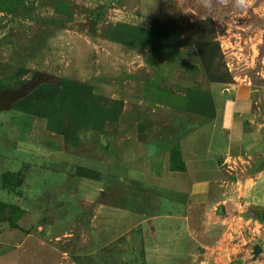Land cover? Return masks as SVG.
Segmentation results:
<instances>
[{
    "label": "rangeland",
    "instance_id": "1",
    "mask_svg": "<svg viewBox=\"0 0 264 264\" xmlns=\"http://www.w3.org/2000/svg\"><path fill=\"white\" fill-rule=\"evenodd\" d=\"M237 82L264 88V0H0V94L32 86L0 111V242L26 238L20 259L47 264H144L138 231L90 223L96 202L44 210L33 180L107 179L63 159L105 161L125 139L177 154L213 118L211 87Z\"/></svg>",
    "mask_w": 264,
    "mask_h": 264
},
{
    "label": "crops",
    "instance_id": "2",
    "mask_svg": "<svg viewBox=\"0 0 264 264\" xmlns=\"http://www.w3.org/2000/svg\"><path fill=\"white\" fill-rule=\"evenodd\" d=\"M211 89L213 118L179 140L176 160L166 147L125 139L105 161L63 159L107 179H35L33 197L42 196L39 187L49 189L51 206L42 207L65 218L76 204L96 202L88 221L106 214L113 219L108 230L138 231L144 264H264V88L237 82ZM132 195L148 202L134 208ZM104 196L111 203L98 201ZM12 244L0 242V264H10L5 252L12 249L18 264H47L31 255L20 259L26 238Z\"/></svg>",
    "mask_w": 264,
    "mask_h": 264
},
{
    "label": "water",
    "instance_id": "3",
    "mask_svg": "<svg viewBox=\"0 0 264 264\" xmlns=\"http://www.w3.org/2000/svg\"><path fill=\"white\" fill-rule=\"evenodd\" d=\"M32 86H28V89H22L20 91H4L0 94V111L9 109L18 100H21L29 94ZM258 217H261V214H258ZM262 252L261 248L256 249V255H259Z\"/></svg>",
    "mask_w": 264,
    "mask_h": 264
},
{
    "label": "trees",
    "instance_id": "4",
    "mask_svg": "<svg viewBox=\"0 0 264 264\" xmlns=\"http://www.w3.org/2000/svg\"><path fill=\"white\" fill-rule=\"evenodd\" d=\"M27 96H28V95H27ZM29 96H30V95H29ZM29 96H28V97H29ZM28 97H27V98H28ZM25 98H26V97H25ZM172 154H173V158H175V157H179V155H180L179 149H178V151H177V154H174V153H172Z\"/></svg>",
    "mask_w": 264,
    "mask_h": 264
},
{
    "label": "clouds",
    "instance_id": "5",
    "mask_svg": "<svg viewBox=\"0 0 264 264\" xmlns=\"http://www.w3.org/2000/svg\"><path fill=\"white\" fill-rule=\"evenodd\" d=\"M241 2H242V0H241Z\"/></svg>",
    "mask_w": 264,
    "mask_h": 264
}]
</instances>
